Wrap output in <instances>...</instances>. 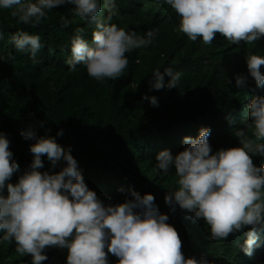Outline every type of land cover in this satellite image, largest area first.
<instances>
[{
	"label": "clouds",
	"instance_id": "clouds-1",
	"mask_svg": "<svg viewBox=\"0 0 264 264\" xmlns=\"http://www.w3.org/2000/svg\"><path fill=\"white\" fill-rule=\"evenodd\" d=\"M66 4L93 30L89 41L84 28L74 29L65 63L69 70L83 65L87 75L100 83L120 78L128 67L126 53L146 48L156 38L153 29L138 35L114 23L119 16L115 0H0V10H10L17 23L35 27L49 11ZM156 4L167 5L178 15V30L191 41L200 38L208 45L219 33L230 45H253L264 36V0H156ZM60 20L64 27L74 22L64 16ZM9 40L33 61L43 47L39 34L23 30ZM261 66L264 55L250 53L248 75H235L234 87L243 89L248 76L257 88L264 87ZM181 75L171 67L153 70L150 87L174 88ZM142 99L158 106L155 96ZM246 107L247 130L234 133L239 146L213 152L207 140L210 128L201 127L195 138H182L185 147L175 155L168 149L158 151L154 170L165 174L174 170L175 186L163 196L170 211L178 206L186 216L202 219L214 241L243 232L239 248L251 256L261 244L258 233L264 231V164L257 166L252 160L264 156V96H254ZM226 119L232 122L231 114ZM18 132L35 142L29 145L30 164L12 183L19 166L9 140L0 133V244L15 242L16 253L30 256V264L47 260L44 250L53 246L66 250L65 264H109L108 254L118 258L116 264H213L204 255L183 256L178 232L158 211L152 194L129 190L131 199L105 204L86 185L70 145L61 146L51 136L37 137L31 125ZM60 135L62 130H57L56 136ZM42 155L59 170L39 171Z\"/></svg>",
	"mask_w": 264,
	"mask_h": 264
},
{
	"label": "trees",
	"instance_id": "trees-1",
	"mask_svg": "<svg viewBox=\"0 0 264 264\" xmlns=\"http://www.w3.org/2000/svg\"><path fill=\"white\" fill-rule=\"evenodd\" d=\"M118 26L143 35L145 30L157 32L146 48L126 53L128 67L116 80L100 83L90 78L83 65L69 70V41L74 29H85L91 39L93 27L72 12V5L57 6L40 25L17 23L10 10H0V133L9 140V150L19 171L9 182L15 183L31 162L29 145L35 140L21 138L18 130L31 125L37 137H53L61 146H71L82 177L105 204L131 199L130 191L150 193L160 213L178 232L185 258L201 255L213 264H264V231L258 233L261 244L246 256L239 248L243 232L230 234L226 240L210 238L203 220L192 218L178 206L174 211L163 196L174 187L175 173L155 169V155L168 149L175 155L185 145L184 136L195 138L201 127L210 128L207 140L213 152L239 146L236 130H247L250 120L247 104L254 96H264L248 76L243 89L234 87V77L247 74L246 57L264 55V36L253 45L241 42L230 45L217 33L211 44L200 38L191 41L178 30L179 17L167 5L156 0H115ZM106 14V13H105ZM74 21L62 26L60 17ZM39 34L43 47L33 61L28 54L17 52L9 37L17 31ZM171 67L182 73L174 88L150 87L153 70ZM264 73V66H261ZM167 82L168 77H164ZM144 97L155 96L153 107ZM232 116V122L226 117ZM43 122L42 126L41 123ZM57 130L62 135L56 136ZM43 168L53 173L42 155ZM257 166L264 156H253ZM247 227V226H246ZM246 230V228H245ZM47 260L41 264H65L66 250L46 247ZM30 256H20L15 242L0 244V264H30ZM118 258L108 254L109 264Z\"/></svg>",
	"mask_w": 264,
	"mask_h": 264
}]
</instances>
